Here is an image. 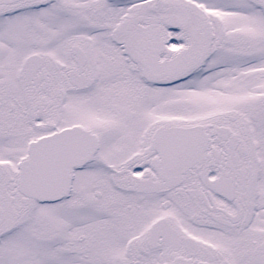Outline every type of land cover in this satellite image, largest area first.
I'll return each instance as SVG.
<instances>
[{
  "label": "snow or ice",
  "instance_id": "6c2138e0",
  "mask_svg": "<svg viewBox=\"0 0 264 264\" xmlns=\"http://www.w3.org/2000/svg\"><path fill=\"white\" fill-rule=\"evenodd\" d=\"M0 264H264V0H0Z\"/></svg>",
  "mask_w": 264,
  "mask_h": 264
}]
</instances>
